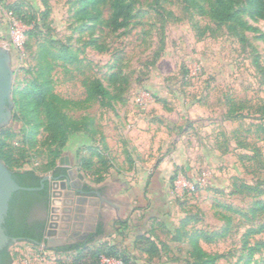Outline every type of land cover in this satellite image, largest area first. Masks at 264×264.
<instances>
[{
    "label": "rangeland",
    "instance_id": "1",
    "mask_svg": "<svg viewBox=\"0 0 264 264\" xmlns=\"http://www.w3.org/2000/svg\"><path fill=\"white\" fill-rule=\"evenodd\" d=\"M48 3L45 17L44 0H0V46L10 51L14 74L13 114L2 128L10 133L14 169L41 176L54 171L58 145L50 146L43 128L31 134L33 124L26 126L15 110V91L19 98L35 78L39 43L66 45L80 61L55 65V92L83 101L85 81L97 78L112 94L66 110L87 127L69 133L56 159L57 167L82 173L81 181L98 193L83 204L82 227L89 226L94 239L88 248L117 243L129 264H187L186 232L212 234L228 225L223 236L200 240L221 255L216 264H264V249L248 261L244 248L245 232L264 223V213L250 212L264 199V118L256 112L264 102V19L246 10V27L235 32L186 10L183 0H134L129 24L115 28L80 19L87 10L79 11L81 0ZM15 4L27 23L11 12ZM195 23L211 29L200 37ZM231 100L244 102L243 118L225 119ZM89 146H98L104 158L95 156L85 170L80 160L91 156ZM121 220L130 227L119 233ZM100 224L104 233L95 235ZM144 233L159 246L158 255L135 241ZM261 240L264 232L250 236L249 244ZM8 249L12 264H76L79 256L24 240Z\"/></svg>",
    "mask_w": 264,
    "mask_h": 264
},
{
    "label": "trees",
    "instance_id": "2",
    "mask_svg": "<svg viewBox=\"0 0 264 264\" xmlns=\"http://www.w3.org/2000/svg\"><path fill=\"white\" fill-rule=\"evenodd\" d=\"M134 0H81V7L79 11L86 12L80 19L89 18L92 19L94 24L103 22L108 26L115 28L120 26H127L129 19L132 16ZM186 3V10H194L201 16H207L213 20L217 25H228L232 31H238L239 28H245L246 23L242 17L244 11H248L250 14L264 19V0H183ZM46 10L44 16L47 17L50 12V5L48 0H44ZM245 5V6H244ZM11 12L16 15L23 23L28 21L22 16L23 11L20 5H10ZM104 9L109 12L108 18H104ZM199 31V36H205L211 29L206 25L203 28L195 23ZM28 34H32L29 31ZM63 61L64 63H76L80 60L77 54L74 53L70 47L62 45L59 49H52L45 41L39 43L38 46V63L36 69L35 78L25 85V87L19 91V98L16 97L17 91H15V110L20 113V118L24 124L32 125L31 134L35 131L43 128V130L50 133V146L57 144L58 148L53 150V159L50 162V167L54 169L55 173L59 167L56 165V159L61 154V147L66 144L69 133L71 131H80L83 128L86 129L87 123L80 119L70 117L67 113V109H71L75 106H81L85 102L90 101H105L112 98L111 92L104 86L101 80L95 78L86 80L87 98L83 101H74L62 98L54 90L53 70L55 65ZM238 106V107H236ZM244 109V102L230 101V107L225 114L226 120H237L243 118L244 115L238 111ZM256 112L260 114L261 118H264V102L256 106ZM264 133V126H259ZM29 132V134H30ZM10 137V133L6 132L4 128L0 130V157L4 163L14 171V177L16 181L25 187H40L43 176L39 175L35 169H14L16 166V159L11 146L6 142V138ZM30 141V140H29ZM240 143V142H239ZM91 156L89 158H81L80 166L85 170H90L94 166L93 158H104L101 149L98 146H89ZM101 181V180H100ZM149 181H147L148 183ZM148 185V184H147ZM90 189L89 186H87ZM248 189L254 190L250 186ZM42 195L46 202L50 204L51 200V187L48 182H45V186L40 191H27L19 190L15 192L10 201V208L5 222V229L7 235L10 237L18 238L30 242L34 245H40L44 241V232L46 229V223L41 222L37 226H32L27 221L26 215L16 220L14 217L16 199L20 200L22 206V212L26 214L28 212V205L35 196ZM229 209H234L231 206H227ZM250 212L253 217H256L259 213H264V199H258L253 202ZM153 220L160 218L157 215L152 216ZM228 220V224L231 221L229 216L225 217ZM189 218L184 220V224L188 223ZM121 227L119 233H122L124 229H128L130 226L128 221H118ZM228 225L221 232H214L212 234H206L202 230H193L192 232L185 233L189 239L191 245L190 259L187 264H216L221 257L219 254H212L206 251L200 244V240L205 238L206 240L213 241L215 238L221 237L227 231ZM264 232V223L257 227L249 228L244 234V248L247 250L248 258L250 261L254 258V255L261 252L264 249V241H257L254 245L249 244V237ZM102 224L98 226L95 235L103 234ZM135 241L137 243H144L149 245L144 248L143 251L151 257L156 256L160 252L159 246L151 240V238L144 234H135ZM179 238H177L178 240ZM94 242L93 236L91 239L81 245H74L63 251H77L79 254L75 260L76 264H98L101 256L112 257L120 259L123 264H129V259L124 256V253L117 248V243H101L99 246L93 249L88 248V244ZM0 264H12V255L8 248L4 249L0 254ZM66 264V263H59Z\"/></svg>",
    "mask_w": 264,
    "mask_h": 264
},
{
    "label": "water",
    "instance_id": "3",
    "mask_svg": "<svg viewBox=\"0 0 264 264\" xmlns=\"http://www.w3.org/2000/svg\"><path fill=\"white\" fill-rule=\"evenodd\" d=\"M13 71L11 69V53L10 51L0 46V129L7 125L9 121L12 118L13 114V99H12V89H13ZM71 176L73 177L75 174V171L73 169L69 170ZM77 176L82 180L83 174L78 173ZM43 181L49 179V176H43ZM68 185H71V181L67 182ZM65 182H53V200H52V210L53 211H59V202L60 198L57 196V191L60 186V184ZM44 185V184H43ZM39 188L37 187H25L21 186L14 177V171L11 170L1 159L0 157V254L1 252L8 248V246L15 241H18V238L10 237L6 233L5 229V222L8 215V211L10 208V201L12 199V196L15 192L19 190H37ZM65 196L67 194L73 195L74 192L67 191L64 193ZM58 197V198H56ZM60 199V200H59ZM68 203V204H67ZM64 207L62 209V215H61V226L63 227V230L59 232V236H54L55 230H50L48 235L50 236V242H56L59 245H65L69 241L67 236L70 234L71 236H77L75 241H84L88 235L89 231L92 230L91 228H87L84 232L73 230L70 232V226H71V218H72V200L64 202ZM53 218V216H52ZM57 226V224L50 223V227Z\"/></svg>",
    "mask_w": 264,
    "mask_h": 264
},
{
    "label": "flooded vegetation",
    "instance_id": "4",
    "mask_svg": "<svg viewBox=\"0 0 264 264\" xmlns=\"http://www.w3.org/2000/svg\"><path fill=\"white\" fill-rule=\"evenodd\" d=\"M60 169H58L55 173H52L49 176V179L41 180V186L37 187L39 189L34 190V191H40L44 188L45 182H48L50 187H51V200L50 204H48L45 200V198L42 195L35 196L33 199H31L29 205H28V212L23 213L22 212V206L20 205V200L16 199V207H15V213L14 217L16 220H19L21 217L25 216L27 217V221L29 222L30 225L32 226H37L39 223L44 222L46 223V229L44 232V241L40 243L44 247L48 248H53L56 250H65L69 247H72L74 245H81L86 242H88L93 233L90 230L88 237L84 241H75L77 236H71L68 234L67 238L71 242L65 244V245H59L56 242H50V236L48 235L49 231L55 230L54 236H59V232L63 230V227L61 226L62 220H61V215L62 209L65 206L64 202L72 200V218H71V226H70V232L73 230H78L81 232H84L87 228H90L89 226L82 227V220L84 219V216L82 212H84V207L83 204H85L88 199L89 195H96L98 194L96 191L88 189L87 186L81 181V179L77 178V176H71L69 172V168L60 166ZM59 181V182H65V181H71V185H68L66 182L60 184L59 188L57 191H61L60 193L58 192L57 196L61 199L59 202V211H53L52 210V200H53V182ZM44 184V185H43ZM67 191H72L74 192L73 195L67 194L65 196V192ZM56 197V198H58ZM68 204V203H67ZM23 215V216H22ZM53 216V218H52ZM90 220V218H87ZM50 223L57 224L54 227H50Z\"/></svg>",
    "mask_w": 264,
    "mask_h": 264
},
{
    "label": "built area",
    "instance_id": "5",
    "mask_svg": "<svg viewBox=\"0 0 264 264\" xmlns=\"http://www.w3.org/2000/svg\"><path fill=\"white\" fill-rule=\"evenodd\" d=\"M122 263L123 262L120 259L117 260L116 258L102 255L100 262L98 264H122ZM54 264H59V263H54ZM66 264H75V263H66Z\"/></svg>",
    "mask_w": 264,
    "mask_h": 264
}]
</instances>
